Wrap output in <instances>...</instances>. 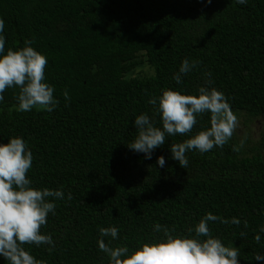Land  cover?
I'll use <instances>...</instances> for the list:
<instances>
[{
  "label": "trees",
  "instance_id": "trees-1",
  "mask_svg": "<svg viewBox=\"0 0 264 264\" xmlns=\"http://www.w3.org/2000/svg\"><path fill=\"white\" fill-rule=\"evenodd\" d=\"M0 19L4 54L32 41L59 101L51 113L17 111L18 89L0 101V144L23 138L33 155L31 186L64 192L48 198L55 215L41 228L55 247L25 245L31 255L46 264H109L99 228L116 227L118 237L105 243L134 250L165 239L156 223L194 237L189 230L211 212L240 220L208 223L213 237L240 249L239 264H264L254 259L264 255V0H0ZM186 58L199 63L177 84ZM145 65L152 72H138ZM202 86L222 92L235 115L261 122L257 138L241 136L247 149L235 131L223 148L187 152L188 167H180L170 145L210 127L209 113L188 136L166 137L151 159L128 148L136 116L162 127L150 98L164 89L198 95ZM0 264H8L3 256Z\"/></svg>",
  "mask_w": 264,
  "mask_h": 264
},
{
  "label": "clouds",
  "instance_id": "clouds-1",
  "mask_svg": "<svg viewBox=\"0 0 264 264\" xmlns=\"http://www.w3.org/2000/svg\"><path fill=\"white\" fill-rule=\"evenodd\" d=\"M208 4L212 0H206ZM237 4H246L247 0H234ZM5 22L0 19V33H3ZM32 41H25V46L18 50L9 48L5 53V37L0 35V101L8 89H18L16 100L17 111L29 112L33 109L51 113L59 104L54 98V87L45 82V69L48 61L30 46ZM199 61L184 59L179 71L173 76L177 84L182 83ZM65 100H69L68 91H63ZM154 106V114L158 115L162 127L155 126L147 114L135 117L137 130L135 139L128 148L138 153H144L146 159H151L156 148L165 144L166 137L188 136L197 124V116L210 114V127L200 130L183 142L172 143L170 152L172 159L178 161L180 167L187 169L186 153L198 151L209 152L223 146L232 138L239 125L237 116L231 110L224 94L215 88L200 87L198 95L182 94L179 91L164 89L159 96H153L148 101ZM243 146V141L241 145ZM239 151V147H233ZM33 155L27 148L23 138L11 137L6 144H0V256L8 264H46L38 260L25 245H51L55 247L50 235L41 234V228L46 226L48 214L55 215L56 204L50 201L64 198L63 190L37 189L31 186L28 172L32 167ZM157 164L164 167L165 158H157ZM69 200L72 199L68 193ZM223 224L239 225L240 220H231L207 213L189 232L194 237L174 236V229L154 225L156 232H163L165 239L152 243H141L139 247L130 250L127 246H112L105 243L104 237L113 240L118 237L116 227L99 228V250L109 258V264H239L240 249L225 246L219 238L212 236L208 227L209 221ZM247 228V221H244ZM264 232V226L260 228ZM241 237L246 236L240 232ZM204 237V239H200ZM260 243L259 234L254 237ZM51 251V249H49ZM255 260H264V255L257 253Z\"/></svg>",
  "mask_w": 264,
  "mask_h": 264
},
{
  "label": "rangeland",
  "instance_id": "rangeland-1",
  "mask_svg": "<svg viewBox=\"0 0 264 264\" xmlns=\"http://www.w3.org/2000/svg\"><path fill=\"white\" fill-rule=\"evenodd\" d=\"M140 71H144L146 73L152 72L150 70V68L148 67V65H145L144 67L140 68L138 70V72H140ZM236 116H237L238 121H239V125H238L237 129L235 130L236 133H238L237 141H238L239 145H241V141H243V148L247 149V147L249 146V143L246 142L244 144V140L245 139L242 138L241 136H246V138H250V139L257 138L258 137V132L262 128V124L258 120L248 121V119L246 118L245 115L238 114Z\"/></svg>",
  "mask_w": 264,
  "mask_h": 264
}]
</instances>
